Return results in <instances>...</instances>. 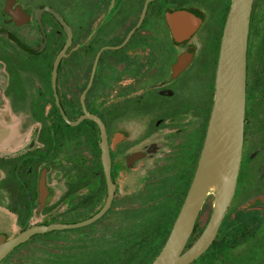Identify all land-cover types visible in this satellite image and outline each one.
I'll list each match as a JSON object with an SVG mask.
<instances>
[{"label":"flooded vegetation","instance_id":"obj_1","mask_svg":"<svg viewBox=\"0 0 264 264\" xmlns=\"http://www.w3.org/2000/svg\"><path fill=\"white\" fill-rule=\"evenodd\" d=\"M232 0H0V264H151L208 135ZM210 194L181 254L209 226ZM190 264H264V0L233 198Z\"/></svg>","mask_w":264,"mask_h":264},{"label":"water","instance_id":"obj_2","mask_svg":"<svg viewBox=\"0 0 264 264\" xmlns=\"http://www.w3.org/2000/svg\"><path fill=\"white\" fill-rule=\"evenodd\" d=\"M253 0H232L226 21L217 73L215 102L207 139L177 226L151 264H190L215 238L236 190L241 166L246 113L247 50ZM215 196L208 228L181 254L206 198ZM35 228L6 240L0 237V262L21 242L40 232Z\"/></svg>","mask_w":264,"mask_h":264}]
</instances>
